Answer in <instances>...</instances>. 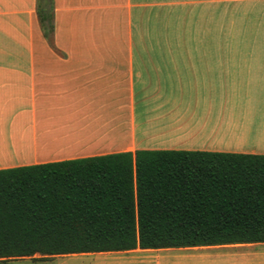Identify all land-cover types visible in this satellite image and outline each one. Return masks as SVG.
<instances>
[{
	"label": "crops",
	"instance_id": "1",
	"mask_svg": "<svg viewBox=\"0 0 264 264\" xmlns=\"http://www.w3.org/2000/svg\"><path fill=\"white\" fill-rule=\"evenodd\" d=\"M134 1L52 0V48L36 0H0V170L137 150L264 155V44L226 43L218 19L201 44L170 46L183 66L147 71L159 63L140 56L148 21ZM240 5L234 37L256 23ZM163 250L264 264V243Z\"/></svg>",
	"mask_w": 264,
	"mask_h": 264
},
{
	"label": "trees",
	"instance_id": "2",
	"mask_svg": "<svg viewBox=\"0 0 264 264\" xmlns=\"http://www.w3.org/2000/svg\"><path fill=\"white\" fill-rule=\"evenodd\" d=\"M43 37L52 0H36ZM264 243V155L137 150L0 170L11 259Z\"/></svg>",
	"mask_w": 264,
	"mask_h": 264
},
{
	"label": "rangeland",
	"instance_id": "3",
	"mask_svg": "<svg viewBox=\"0 0 264 264\" xmlns=\"http://www.w3.org/2000/svg\"><path fill=\"white\" fill-rule=\"evenodd\" d=\"M247 4L244 25L253 17L256 23L240 37H234L233 23L240 10V3ZM141 16L146 23V46L140 54L144 60L159 64L151 65L147 71L170 72L180 64L181 55L171 50V45L201 44L203 37L213 33L216 21L222 22L221 33L227 31L226 43L264 44V0H135ZM37 4V2H36ZM229 21V26L226 23ZM152 27V29H151ZM150 29L152 32H150ZM192 31L189 35L187 32ZM152 33V34H151ZM189 35V40L187 41ZM222 36V34H220ZM45 44V41H44ZM50 46L53 48L51 36ZM175 51L181 50L178 48ZM182 50H184L182 48ZM57 59H67L66 55L54 49ZM185 60V58H184ZM181 70V69H180ZM166 83V82H163ZM163 94V93H162ZM182 102L173 112L182 111ZM184 113V112H183ZM177 135L176 137H180ZM189 252L180 250H134L122 253H103L73 256L42 257L35 255L28 258L11 259L9 264H191L186 259Z\"/></svg>",
	"mask_w": 264,
	"mask_h": 264
}]
</instances>
